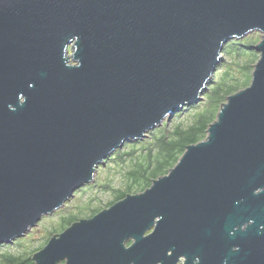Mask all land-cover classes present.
I'll list each match as a JSON object with an SVG mask.
<instances>
[{"label": "water", "instance_id": "1", "mask_svg": "<svg viewBox=\"0 0 264 264\" xmlns=\"http://www.w3.org/2000/svg\"><path fill=\"white\" fill-rule=\"evenodd\" d=\"M254 32L250 83L205 139L35 264H264V0H0V247L202 102L224 46Z\"/></svg>", "mask_w": 264, "mask_h": 264}, {"label": "trees", "instance_id": "2", "mask_svg": "<svg viewBox=\"0 0 264 264\" xmlns=\"http://www.w3.org/2000/svg\"><path fill=\"white\" fill-rule=\"evenodd\" d=\"M251 44L254 42L248 37L239 42L230 41L224 46L222 54L225 57V62L226 60L230 61L228 69L222 74L218 71L213 76L203 93L204 100L202 102L186 107L174 116V119H177L181 115H186L182 122L165 123L160 128L149 132L143 140L126 143L122 150H117L108 159L118 167L121 165L124 172L122 173L124 185L119 189L111 190L114 199L107 204L108 208L132 192L136 194V191L142 192L149 188L154 180L167 174L176 165L187 146L205 139L207 129L215 121L221 104L228 96L246 88L250 83L251 68L245 62L239 64L238 59L243 57V50H251L249 48ZM251 52L253 53L251 64H254L258 59L256 53ZM231 66L238 67V71L241 73L247 72L244 80H239L238 77L230 74ZM99 187L105 189L106 186L100 185ZM79 191L81 190L77 192ZM100 211L99 209H90V217ZM78 220V215L69 214L62 217L58 227L59 231L66 229ZM58 229L53 230L56 232ZM50 235H53L52 232ZM48 240L49 238L46 239L45 244ZM13 244L21 246L23 240L18 239ZM39 249L28 253L23 252L17 256L9 253L2 254L0 255V264H35L31 257Z\"/></svg>", "mask_w": 264, "mask_h": 264}, {"label": "rangeland", "instance_id": "3", "mask_svg": "<svg viewBox=\"0 0 264 264\" xmlns=\"http://www.w3.org/2000/svg\"><path fill=\"white\" fill-rule=\"evenodd\" d=\"M248 37L251 39L252 42H254V44L249 45V48H251L250 51L243 50L244 55L242 58L238 59V61L239 64L245 62L250 66L251 72L249 76L251 77V73L255 65V63L251 64V55L253 54L251 51H254L256 53L258 59L259 53L254 50V46L260 41L261 34L259 32H254L239 41H242ZM229 62V60H226L225 62V57L223 55L221 57L220 63L214 71L213 76H215L218 71L220 72V74L226 71L228 69ZM231 69L232 71L230 74L238 77L239 80H244V78L247 76V72L245 71L241 73V71H238V67L231 66ZM174 116L170 119H166L163 124L182 122L186 117V115H181L179 118L174 119ZM121 167V165L120 167H118L112 162L106 160L104 165H100L97 169V172L94 176V182L92 184L82 187L80 189L81 191L79 192L76 191L71 197V199L66 202L65 206L62 209L54 212L49 216L43 217L38 222L37 226L34 227L31 231H29L22 238L23 244L21 246L13 244L16 240H14L12 244H5L1 246L0 255L9 253L17 256L22 254L23 252L28 253L32 250H36L37 248L42 249L45 245V241L47 238L50 239L52 236L58 235L60 232L63 231H59L58 229L62 217L71 214L78 215L79 220L89 219L91 215L90 209H99L101 211L107 209V204L114 199L113 192L111 190L119 189L124 185V181L122 179V173L124 172L123 168ZM100 185H105V189L100 188ZM140 192L141 191H136L135 193ZM130 194L134 193L132 192ZM53 229H58V231L54 232ZM51 232L53 234L52 236L50 235Z\"/></svg>", "mask_w": 264, "mask_h": 264}]
</instances>
